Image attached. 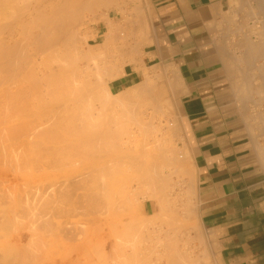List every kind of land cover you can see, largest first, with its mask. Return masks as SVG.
Returning <instances> with one entry per match:
<instances>
[{"label":"rangeland","instance_id":"1","mask_svg":"<svg viewBox=\"0 0 264 264\" xmlns=\"http://www.w3.org/2000/svg\"><path fill=\"white\" fill-rule=\"evenodd\" d=\"M15 1L17 4L23 3L22 1L26 3H29V1L30 3L34 2L33 0H29V1L15 0ZM89 1H95V0H89ZM115 1H116L115 3L112 2L109 5L111 7L102 3L103 5H105L104 6L105 8L107 6L109 7V8L107 7L106 9L102 7L103 5L102 6L99 5L100 7L96 6V8L98 7L96 12H93V9L91 8L92 6H90L89 4L84 5L85 8L81 9L84 12L81 11L82 15L80 16V19L77 21L79 23L78 24L76 23L77 33L79 37L81 36L80 40H83L81 38H83L84 36V41H85V42L83 41V44L79 42L80 40L78 41V44H82L81 50H85V51L89 50L90 53H95L98 55L101 53L102 54L105 53L103 54V56H100L101 58L100 57L99 59L98 57L96 58L97 60H99L98 64L96 63L97 60L89 61L87 70L86 69H85L86 71L84 70L82 80L80 81L85 80L84 83L87 86L86 88L90 89L91 91L90 90L88 91L87 89L86 91L88 93L86 91H82L83 93L81 92L75 93L76 95L79 94L77 97L81 96L82 100L84 99L85 93L86 95L88 94L87 96L85 95L87 102L85 101V99L83 102L80 100L81 103H83V105L80 103L78 106L77 104L79 102L78 100L81 99V97L77 99V101H72L74 99L73 98L74 96L72 97L73 99H71L70 98L71 96H69L68 100L62 99L64 100L62 101L61 98L65 93L59 95L61 94L59 91L63 92L64 89H67L66 83L63 81H65L70 75L72 78V67H70L71 68V72H70L68 71L70 68L67 65V63L70 62L69 58L67 59V57H69V54L67 52L71 50L67 48L68 45L67 47L58 46L61 47V49L60 48L58 49L63 51L62 54H60L61 52L58 49H56V51L59 52H54V53H59L60 56L58 54H55L57 55L56 57L54 56L49 57L50 52L51 53L53 52L52 51L48 52L49 53L48 59L50 58L52 61L54 59H57V57L58 59L59 57L60 59L61 58L63 59L64 58L63 56H66L68 54V56L64 58L67 59L66 60L67 62H65L64 59L61 61L59 60V63L57 61L58 59L56 60L57 62L53 61L55 64L57 63L56 65L60 64L58 66L61 67L62 69L61 73L63 70H65V72L67 73H65L64 71L63 73H65L64 75L67 76L61 75L60 72L58 73L59 77H57L58 76L57 74L55 73L53 74L51 71H55L56 68L60 69L58 66L56 67L55 65L51 66L53 67V69L49 67L48 69L51 70L47 69L48 72H46L47 75L50 74L53 76L57 75L56 77L59 80L62 78L59 83L57 82L58 79L52 76H47L46 78L47 80L50 77V80L48 82L47 80L45 81L42 80L41 82L39 81L40 84H38L39 82L35 81V78L37 79L38 76L39 77L41 76L40 70L41 68H43L41 65H43L45 68L46 63L45 65L39 64L37 66L35 65L34 67L32 66L33 68L32 67L28 68V66H31V64H29L28 62H23L25 63V65L22 63L23 65L20 64L21 65L20 68L17 67L19 72L17 71V73H15L14 71L17 68L16 69L11 68V70L13 69L12 72H14L15 74L13 75V73L10 70L9 73L12 74V77H10L8 75L9 73H7V76L4 77L7 78L10 77L9 79L7 78L6 80L5 78L4 80L0 79V81L3 80L0 82L2 83L0 84V264H50V263L57 264V262L59 261L64 262L65 264H70V263L71 264H118V263L157 264L158 261L165 258L164 255L166 253L171 254L175 251V249L181 250L182 252H183L182 249H184V251H188L187 253H189V256L194 259L196 258L198 262H200L201 264H221L219 261V252L217 246H212V244L208 242L207 234L198 219V214L196 211L194 187L192 188L193 192L188 191L189 188L191 189L190 178L191 176L194 177L195 169L191 161L190 153L185 143L186 135H184L185 132L182 128L183 126H181L180 129H176L175 131L172 129V127L168 126V130L171 128L174 131L173 132L171 129H170L171 131L169 130V132H171L170 135L173 136H170L172 138V140L170 138L172 142L170 140H168V142L172 143V144L170 143V146H173L175 151L177 150L176 155L178 156V154H180V156L184 160L182 166L185 167L187 171H189L186 174L185 173L181 174V172L179 171L175 172L176 170H173L172 169L173 167L168 164L164 165L163 164L164 162L161 160V158L159 156H155L156 154L153 153V152L156 153L158 150L156 151L153 150L149 152L148 150L149 146L148 144L146 145L145 143L151 142L150 139H152L151 138L152 136L151 134H149L150 130L148 131V133L145 134V132L142 133L141 130L139 129L140 128L139 123H141L139 121H141V119L139 120L137 119L140 116L142 117L143 120L144 119L148 120L147 117L151 115L152 118L151 121L154 124H157L158 122L157 120L159 118L163 119L159 111V109L161 108L159 104H161L163 110L166 105L162 102L163 99L162 97L157 98V92L159 93L161 91L164 92L167 91L166 93H168L167 90L169 86L168 83L171 82L175 84L174 78L175 81H177L176 86L177 85L179 86V84H177L179 83V80L178 78H176L178 77V75L176 77L175 76L173 77V75H175L176 70L174 72L173 71L174 69L173 70L171 68L166 69L167 71L171 69L173 74L172 72H170L171 70L169 71L168 74L165 73V70L161 71L160 73H156L157 75L156 76L154 75L151 81V85L152 84L154 85L151 86L150 82L146 83L148 85V86H146V84L144 85L147 87L146 90L144 89L145 87L143 86V89L146 92V93L144 92L145 94L143 92L142 93L140 92L142 91V86L141 88L137 89L140 90V91L136 90L138 92V95L133 96L130 99L131 102L127 101L129 104L131 103L132 105H134L132 109H130L131 108L130 105H129L130 108L127 106L128 103L125 106L120 105L119 107V105H117L115 107L110 108L109 106L104 104V101L103 102L101 101L102 98L100 96L101 95L100 91L96 89H93L92 91V87H91L92 85L90 84V80L94 82L96 72L98 71L99 68H100L99 70H101L102 65H104L107 61L108 62L111 61V59L116 60V64L118 66L120 65L119 68L117 67L118 71L126 63L139 65V61H137V59L136 60L132 59L131 56L133 55L132 53H130L131 50L129 51V49H131L135 45L136 40L142 41L140 42L141 45L139 47V54L143 53L144 47L148 45L145 44L146 42L145 39L149 36V32H150L149 30L150 27L148 25L149 10L147 9L146 2L144 0H122V1L115 0ZM12 3L10 2L8 5L13 7ZM15 4H13L14 7ZM93 5H98V4L94 3ZM88 6L89 8H87ZM115 6L123 8L124 10L127 8L125 11L126 15L120 16L115 10L116 9ZM102 8L103 10H101ZM110 8L112 9L110 15L111 18L107 16V12L111 10ZM1 15L2 14H0V19L3 21V16ZM104 16H106V18H103ZM123 18L126 19V23L124 22ZM127 19L129 20L130 24ZM130 19L132 20L134 19V21ZM138 21H140V23ZM107 22H112L113 26L114 27L116 26L117 35H115L116 36L114 41L115 44H113L114 49L112 48L111 45V48L110 46H108L104 48L103 51L102 49L103 47L101 46L103 45V41H104V32L107 30L106 29ZM136 22L138 23L136 24ZM97 27H100L101 29L99 33L100 36L98 38L96 37V41H94L92 38L94 35H97L96 32L94 31V28ZM117 27H119V29H117ZM140 27L141 30L139 31ZM262 28L264 29V0H261L260 6H258V4L253 6L251 4L247 8L233 11L232 15L228 17L225 26L222 28V30H224L223 33L227 35V39L229 41V46L231 50L229 54L233 53L232 50H235L236 54L240 56L239 58H241L240 62L238 58L237 61L238 66L240 67L245 66V74H246L245 78L249 77L250 75L253 76L252 80L249 77V79L251 80V82L255 87V91H250L253 97H255L256 93H260L261 91H262L261 93L264 96V90H262V88L260 89L257 88L259 84L257 82V79L260 77V81H261L260 84H262L263 81L260 75H264V58H263L264 56L262 55L263 54L262 52H261L262 54L261 53L259 54V52L260 51L264 52V49L262 50L259 49L258 47L257 50L258 49L260 50V51L258 50V53L255 49L260 43V40L262 38L264 40V33H260ZM263 29L262 32L264 31ZM117 30H119L120 32ZM15 32L17 33V30H15ZM119 34H121V37L124 38L121 39L120 37H117L120 36ZM122 34H124L125 36ZM140 35H142V37ZM18 37L19 35L17 33L16 38ZM144 37L146 38L143 39ZM19 40H21L20 37ZM86 41H88L89 43H86ZM250 43L252 46L254 44L257 43L258 44L257 46L254 45L255 48L251 46L254 49H250V47L248 46V44ZM26 49H27L26 51L28 52L30 51L29 46ZM53 50L55 51V49ZM140 50H142V52ZM110 52L112 53V55ZM125 52L127 53V55ZM256 53L258 54L257 56L262 55V57H260L261 59H259V57L257 58ZM243 54H244V61L242 59ZM71 58L72 56H70V59ZM122 58L124 59L121 61ZM48 59H46V61ZM132 60L136 62L134 63ZM52 61H47L46 66H48L49 63ZM61 62L63 63V65L61 64ZM118 62H121V64H119ZM122 62H124V64H122ZM26 63H28L29 65L26 66ZM81 64L83 66V62ZM95 64H97L98 67ZM22 66L23 68H21ZM93 66H95L94 69H92ZM24 67L26 68L25 72H23ZM31 68L33 69V72H31L33 73L32 76L28 70L30 69L31 71L32 70ZM95 68L97 69L96 72L94 71ZM20 69H22L21 72ZM90 69H92L93 71H91ZM258 69L262 71L259 72L260 70ZM118 71L115 73V75L118 73ZM85 72H89L88 79L85 78L87 75ZM21 73L23 74L26 81L25 79H23ZM254 74L256 75L257 79L254 77ZM20 77H22V79ZM64 77L67 78L63 79ZM166 77L168 80L166 79ZM16 78L18 79V81L16 80ZM71 78L69 77V79ZM170 78L173 79V81L169 80ZM230 78L233 79V75L231 72H230ZM20 79L24 86L20 83L21 82L19 81ZM51 79H53V82ZM231 79L230 82L233 81ZM30 80H34V85L33 82L32 85H30L31 84ZM54 80H56V82ZM23 81L25 82L23 83ZM50 81L51 83H49ZM18 82L20 84H18ZM55 83L56 85L57 83L59 86L61 85L60 88L58 87V85L57 86L54 85ZM62 83H65L66 88L64 87V85H62ZM49 84L50 87L53 86L51 89L48 86ZM232 84L233 86H235L234 83ZM27 85L31 86L34 89H31V87H29L30 88L29 89ZM35 85L36 86L38 85L42 93L39 91L37 87L36 88L38 89L39 92L35 90L36 89ZM55 86L58 87V89L56 88L54 91L57 93L59 92V94L55 93L56 96L58 97L61 96V97L58 98V100H56L55 102H52L49 99L50 98L52 99V96L55 95L52 96L51 94L49 95L48 91L50 93L53 92ZM18 87L19 90L21 91L24 90L23 87L29 89V90L25 89L26 92L25 90L23 91L25 92L24 97H26V100L23 97V92L20 93L21 91L20 92L16 91L18 90ZM61 87L64 89H62ZM148 87H150V89ZM259 87L261 86L259 85ZM47 88H49L50 90H48ZM68 89L66 90L67 92L66 94L69 95L71 91ZM178 89L179 87L172 90V96L173 94L175 93L177 94L179 92L176 91ZM33 90L36 91L35 92L36 94L40 93L41 95L40 94L36 95L35 93H33L34 92ZM17 92H19V94H17ZM97 93L99 94L100 97L97 96L98 95ZM20 94H22L23 98L20 97L21 96ZM70 94L72 95L73 93ZM180 94H177L174 97L172 96L170 97V99L172 100L171 102L175 109L174 111L175 116L173 120H175L177 124H179L180 122L177 114V103L178 104L180 103V97H179ZM42 98H44V100ZM69 98L71 99L70 100L71 102L69 101ZM39 99H42L45 102L48 101L49 104L47 102H46L47 104L44 102L42 103V100L39 101ZM92 100L93 102H91ZM19 101L22 104H20ZM97 102H100V104H98ZM237 102L240 103L242 106V102L240 100H237ZM262 102H264V99ZM58 103L63 107L62 106H60L61 108L58 107L59 106ZM101 103L103 104L101 105ZM74 104L76 105L74 106ZM53 105L55 107H53ZM64 105L67 107H65ZM88 105L89 106L91 105L92 107H89ZM259 105L260 103L256 102L255 108L250 107L247 109V112L249 110L251 111V109H254V114H256L255 109L258 112L261 109H263L262 107H259ZM48 106L49 108L50 107L52 108V109L50 108V111L48 110L49 108H47ZM86 106L88 107L86 108ZM100 106L103 107L104 111ZM105 107L109 109H105ZM135 107L136 109L137 107L139 109L136 110ZM53 108H55L54 109L55 113L59 111L58 113L62 117L59 116L58 113L56 114L57 116L52 117L55 115ZM112 108H115L113 109L114 111H112ZM128 108L130 109V112H127L129 111ZM75 109H77L78 111ZM122 109L123 110L125 109V111L127 110L124 113H128V114L124 115ZM133 109L135 113H132L134 112L131 111ZM240 109H242V107ZM70 110L73 111L70 112ZM65 111H67L68 114L70 115L71 113L74 114V116L77 117V119H74L75 117H73V115L70 116ZM75 111L76 113H73ZM78 112L80 115L77 114ZM106 113H108L107 114L108 116L106 115ZM251 113L253 112H250L249 114L251 115ZM38 114H40V116H38ZM121 114L126 116V119H123L124 116L122 117ZM118 115L119 117L117 118L116 116ZM79 116H82L81 118H83L84 116L86 121L85 119H81ZM56 117H58L56 119L57 120L56 123L58 122L59 124H56L54 121ZM106 117H110L107 118L108 121H111L110 119H114L115 122L117 121L119 123L118 126L115 125L117 122L115 123L114 120H112L114 122L113 124L117 127H114L112 124L110 125L109 124L110 122L108 123L106 121L107 120ZM62 118L65 119V121ZM119 118L121 120H119ZM129 119H132V121ZM69 120L72 123H70ZM89 120L90 122H88ZM101 120L104 122H101ZM133 120L135 121V123ZM173 120L171 119V122H173ZM47 121L49 122V124L52 122L51 124H53V126L51 124L49 125ZM82 121L85 122L84 125H82L83 124ZM120 121L122 123H120ZM124 121L126 128H124L125 126L124 127L122 126V124L124 125ZM252 124L255 128H259V127L264 128V123H260V120H258L257 123L255 122ZM39 125H41L42 127ZM109 125L113 126L112 129L108 128L110 127ZM6 126L7 127L10 126L11 128H9V130H6L5 129ZM2 129L3 131L6 130L5 132L7 133H3ZM10 129H12V131ZM122 129L124 131H122ZM110 130H114V131H110ZM138 132L139 133L141 132L140 133L141 137L138 135L139 134ZM164 132H166V130H164ZM254 133L255 135L263 136L262 138L260 137L254 139L256 141V148L257 145H261V146L264 145L263 143L264 129L255 130ZM109 135H111L112 137H110ZM96 136L98 138H96ZM118 142H120L119 145L121 144L119 147L115 145V143L118 144ZM125 144L126 146H128L127 149ZM116 147H118L119 149ZM133 159L135 160L139 159V160L135 161ZM154 159H156L157 161L152 162ZM138 162H140L139 163L140 166L138 165ZM153 164L155 167L156 166L158 167L157 168L158 173L159 172L162 173L163 177L166 176L165 177L166 180L165 178H162L164 179L163 184H157V182L162 180L157 181L159 179V176L158 177L156 176L158 173L156 171L152 170L151 172L149 170L151 165L154 169ZM136 169L144 177H142V175H139ZM146 170L148 171V174L151 176V180L153 181L154 179L153 182L154 184L155 183L157 184L156 186L158 185L163 186L162 192L160 190L162 188L159 187H157L158 190H160L159 192L158 190L154 192V190L157 188L150 189V187L152 188L154 186L151 185L152 181L151 182L147 181L148 175L146 174L147 172ZM172 170L174 171L173 173H177V175L175 174L176 176L171 175ZM140 171L141 172L146 171V172H144L143 174ZM149 171L152 174H150ZM154 172H156L157 174H155ZM145 175L147 176L145 177ZM167 175L168 176L170 175V177L167 178ZM137 176H141L142 178ZM150 176H149V180H150ZM136 178H138V180ZM174 179L176 180L174 181ZM142 180L144 182H142ZM164 185L167 186V189L165 188ZM110 190L114 192H111ZM110 192L113 194L112 196L109 194ZM159 194H161V196ZM159 196L163 198H160ZM165 196L166 198H164ZM155 197L157 200L155 199ZM161 199H164L165 201ZM135 201L137 203H135ZM150 202L154 203V205H149ZM158 202L161 203L158 204ZM144 203H147L148 207H144L145 209L143 208L141 210H138L139 208L142 207L141 205H143ZM155 203L157 204L155 205ZM157 205L159 206L157 207ZM160 206L162 208H160ZM158 209H160L162 212L158 213V211H160ZM173 210L174 212L176 211L175 215L173 213ZM187 212L189 215L185 214ZM179 213H181L180 215L183 214L185 216H183L182 218H180L181 216L179 218L176 217L175 218L176 221H175L173 219V216H176V214L177 216H179ZM160 214H164L163 217L162 215L160 216ZM184 218L185 220L187 218L189 219L187 220L188 221L187 225L185 223L186 221L184 220ZM177 219H180V221ZM181 220L185 224L181 223ZM57 221H60L59 224L61 226L58 225ZM174 222L178 224L177 227L176 224H174ZM171 224H173L172 227ZM91 240H94L93 241L95 242L94 245H92L93 242L92 243L89 242ZM30 242H32V244ZM88 242L91 245H89ZM20 244H22V246H19ZM36 244L39 245L37 246ZM93 248L96 251L95 254ZM32 249H34L35 252ZM138 249H140L139 250L140 252L138 251ZM91 251L93 252V254ZM15 252L16 254L18 253L17 255L18 256L20 255L21 257L20 256L17 258L14 257ZM85 252L88 253V255H86ZM32 253L34 255H32ZM121 254L125 256V260H123V256ZM135 254L136 256H134ZM117 255L119 257H116ZM137 255L139 258H137ZM19 258L22 263L19 262L20 261ZM22 258L23 260L25 258L24 260L25 262L22 260ZM119 258H122V260Z\"/></svg>","mask_w":264,"mask_h":264},{"label":"crops","instance_id":"2","mask_svg":"<svg viewBox=\"0 0 264 264\" xmlns=\"http://www.w3.org/2000/svg\"><path fill=\"white\" fill-rule=\"evenodd\" d=\"M144 1L152 43L144 47L140 65L120 68L111 87L122 91L139 84L145 69L178 71L183 93L177 114L195 169L196 211L208 242L217 246L221 264H264V145L256 148L254 140L263 137L255 130L264 128L252 124L264 123V96L250 93L255 87L242 76L240 56L235 50L229 54L222 30L233 11L260 6L261 0ZM94 31L99 37L100 27ZM257 88L264 90V84ZM256 102L263 109H255L256 114L251 109L250 115L247 109Z\"/></svg>","mask_w":264,"mask_h":264},{"label":"bare ground","instance_id":"3","mask_svg":"<svg viewBox=\"0 0 264 264\" xmlns=\"http://www.w3.org/2000/svg\"><path fill=\"white\" fill-rule=\"evenodd\" d=\"M22 1V0H21ZM26 1H29V0H26ZM34 2L31 4L30 3V1H29V3H26V2H24V1H22L23 3H16V1L14 0V1H12V0H0V14H2L1 16H3V21L0 19V79H3L4 80V78H5V80H6V78L7 77H4V76H7V73H9V71L11 70V68H13V69H16L17 67L18 68H20V64H22L23 62H28L29 64H31V66H28L29 64L28 63H26V66H28V68H30V67H34L35 65L37 66V65H39V64H44L45 65V63H46V65H47V61H52L50 58V60L48 59V52L49 51H52L53 53H51L50 52V54H49V57H51V56H54V57H56L57 55H55V54H58L59 56H60V54H62V52L63 51H61L60 49H61V47H58V46H63V47H67V45H68V49L70 50V51H68V49H67V53L69 54V57H67L68 56V54L66 55V53H65V55L66 56H63L64 58L65 57H67V59L69 58V60H70V62H68L67 63V65H68V67L70 68V67H72V78H71V75L69 76L71 79H69V77L66 79L65 77L63 78V79H66L67 80V82H66V80L65 81H63V82H65L66 83V86H67V89L68 90H70L71 92L70 93H73L72 95L69 93V95L68 94H66L67 92H66V90L67 89H64V88H62V89H64L63 90V92L62 91H59L61 94H59V92L57 93V92H55L54 90L57 88L58 89V87L60 88V86L58 85V83L60 82V80L62 79H58L57 77H59V75H58V73L60 72V74L61 75H64L65 73H67V72H65V70H63L65 73H63V71H62V73H61V67H59L58 65H60V64H58V65H56L54 62H57L58 61V63H59V60L61 61V60H63L62 58L60 59V57H59V59H58V57H57V59H54L52 62H50V63H52V64H50L49 63V65L48 66H46L45 65V68H44V66L43 65H41L43 68H41V76L39 77L38 76V78L36 79L35 78V81H42V80H47L46 78H47V76H52V77H56L57 75V79H58V83H57V85H58V87H56L57 85H56V83L54 84V85H56L55 86V88L53 89V92H49L48 90H50L53 86H51L50 87V84L48 85L49 87H50V89L49 88H47L48 90V93H49V95L51 94V96L52 95H55V96H52V99L50 98L49 100L50 101H52V102H55L56 100H58V98H60L61 96H56V94L55 93H57V94H59V95H62L63 93H65L64 95H63V97L61 98V100L62 99H67L68 100V97L69 96H71L70 98L71 99H73L72 101H77V99H79L80 97H77L79 94H75V93H79V92H81V93H83L82 91H86L88 88H86L87 86L85 85V83H84V79L85 78H89L88 77V73L89 72H85L87 75H86V77L83 79L84 81H80V80H82V77H83V73H84V70L86 69L87 70V68H88V64H89V61H96L97 59V57H98V59H99V57L100 56H103V54H105V53H101V54H95V53H90V51L88 50H81V45L83 44V41H84V34L82 35L83 36V38H81V39H83V40H80V37H79V35H78V33H77V26H76V23L78 24L79 22H77L79 19H80V16L82 15L81 14V11H83V10H81L82 8L84 9L85 7H84V5H90V6H92L91 8L93 9V12H96V10L98 9V7H100L99 5H103V4H106V5H110L112 2H116L115 0H95V1H89V0H33ZM118 1V0H117ZM120 1H122V0H120ZM12 3V6L13 7H11L10 5H8L9 3ZM17 4V6H16V4ZM98 4V5H93V4ZM103 3V4H102ZM124 3H126V2H124ZM13 4H15V7H14V5ZM92 4V5H91ZM117 4V3H116ZM121 4H123V3H121ZM119 5V4H118ZM117 5V6H118ZM96 6H98L97 8H96ZM105 5H103L102 7H104ZM107 6V7H108ZM93 7H95V8H93ZM106 7V8H107ZM109 7H111V6H109ZM108 7V8H109ZM87 8H89V6L87 7ZM105 7H104V9H106ZM115 10L117 11V13L120 15V16H124V15H126L125 14V11H126V9L124 10L123 8H120V7H116L115 6ZM94 9H95V11H94ZM111 9V8H110ZM88 10V9H87ZM101 10H103V8L101 9ZM11 11V12H10ZM92 11V10H91ZM84 12V11H83ZM92 12V13H93ZM106 12V11H105ZM111 12H112V9L110 10V11H108L107 12V16L108 17H110L111 18ZM10 13V14H9ZM127 13V12H126ZM129 13V12H128ZM94 14V13H93ZM103 15H105V14H103ZM84 16V15H83ZM102 17V16H101ZM129 17V16H128ZM83 18V17H82ZM103 18H106V16H104ZM122 18V17H121ZM132 18V17H131ZM120 19V18H119ZM123 20H124V22L126 23V19L125 18H123ZM128 20V19H127ZM130 20H132V19H130ZM137 20V19H136ZM109 21H112V20H109ZM132 21H134V19L132 20ZM128 22H129V20H128ZM139 23H140V21H138ZM138 22H136V24L138 23ZM106 23V22H105ZM129 24H130V22H129ZM132 25V24H131ZM139 27V26H138ZM142 27V26H141ZM141 27H140V29H139V31L141 30ZM107 30L104 32V41H103V45L101 46V47H103L102 49H103V51H104V48H106V47H108V46H110V48H111V45H112V48H113V44H115L114 43V41H115V35H117V32H116V26L114 27L113 26V23L112 22H107V28H106ZM117 29H119V27H117ZM263 29V28H262ZM262 29H261V32L260 33H264V31L262 32ZM15 30H17V33H18V35H19V37L21 38V40H19V37L18 38H16L17 37V33L15 32ZM123 30V29H122ZM125 30V29H124ZM264 30V29H263ZM117 31H119V30H117ZM249 31V30H248ZM253 31V30H252ZM120 32V31H119ZM123 32V31H122ZM137 32V31H136ZM250 32V31H249ZM79 33H80V31H79ZM116 33V34H115ZM125 33H126V31H125ZM135 34V33H134ZM145 34V33H144ZM148 34V33H147ZM252 34V33H251ZM120 36H117V37H120L121 39L122 38H124V37H121V34H119ZM122 35H124V34H122ZM136 35V34H135ZM125 36V35H124ZM141 37H142V35H140ZM145 36V35H144ZM96 35H94L93 36V40L94 41H96ZM262 37V36H261ZM98 38V37H97ZM146 37H144L143 39H145ZM151 38V37H150ZM150 38H149V36L145 39L146 40V42H145V44H151L152 43V39H151V41H150ZM126 39V38H125ZM80 40V41H79ZM263 40V38L260 40V45H261V48H260V45L258 44V46H257V44H254L255 46H257L256 48L254 47V45L252 46L251 45V43L250 44H248V46L250 47V49H256V51H257V53H258V50L259 49H264V47H262V46H264V43H262V42H264V40ZM78 41L80 42V43H82V44H78ZM82 41V42H81ZM135 41V40H134ZM85 42V41H84ZM140 42H142V41H139V40H136V43H135V45L131 48V49H129V51H130V53H132V55L133 56H131L132 57V59H134V60H136L137 59V61H139V65L142 63V57H141V54H143V53H141V54H139V47H140ZM86 43H89L88 41H86ZM87 45V44H86ZM97 45V44H96ZM30 47V51L28 52V51H26L27 49V47ZM91 46V45H90ZM254 47V48H252V47ZM88 47V46H87ZM87 47H86V49H87ZM97 47H100V46H97ZM128 47V46H127ZM259 47V49L257 50V48ZM52 48V49H51ZM58 48H60V49H58ZM95 48H96V46H95ZM51 49V50H50ZM53 49H55V51L53 50ZM56 49H58V50H60V54L59 53H54V52H59V51H56ZM89 49V48H88ZM109 49V48H108ZM114 49V48H113ZM113 49H112V51H113ZM62 50H63V48H62ZM106 50V49H105ZM111 51V52H112ZM141 52H142V50H140ZM260 51V50H259ZM110 52V53H111ZM263 54H262V53ZM109 53V54H110ZM126 53V52H125ZM256 53V56L258 55ZM262 54L263 56H264V52L263 51H260L259 52V54ZM53 54V55H52ZM111 55H112V53H111ZM126 55H127V53H126ZM131 55V54H130ZM262 55L260 56H257V58L259 57V59H261L260 57H262ZM62 56V55H61ZM70 56H72V58L70 59ZM105 57H107V56H105ZM130 57V56H129ZM101 58V57H100ZM125 58V57H124ZM124 58H122L121 59V61L124 59ZM264 58V57H263ZM40 61H39V60ZM46 59H48L47 61H46ZM67 59H64L65 60V62H67L66 60ZM116 59V58H115ZM128 59V58H127ZM130 59V58H129ZM57 60V61H56ZM134 60H132L133 62H134ZM263 60V59H262ZM261 60V61H262ZM102 61V60H101ZM130 61V60H129ZM63 62V61H62ZM61 62V64L63 65V63ZM83 62V66H82V63ZM98 62H99V60H97L96 61V63L98 64ZM136 62V61H135ZM134 62V63H135ZM93 63V62H92ZM95 63V62H94ZM104 63H105V61H104ZM103 63V64H104ZM119 64H121V62H118ZM24 65H25V63H23ZM22 64V65H23ZM66 64V63H65ZM81 64V65H80ZM97 64H95L97 67H98V65ZM122 64H124V62H122ZM138 64V63H137ZM52 65H55L56 67L58 66L60 69H58V68H56V70H58V71H56L55 69V71H51L53 74L55 73V74H57V75H47V73L46 72H48V70H51V69H53V67H51ZM70 65H72V66H70ZM263 65V64H262ZM120 66V65H119ZM119 66L116 64V60H114V59H111V61H107L104 65H102V67H101V70H99L98 69V71H97V67L95 68V72H96V75H95V79H94V82L93 81H91L90 80V84L92 85L91 87H92V91H93V89H96V90H98V91H100L101 92V98H99V99H101V101L103 102L104 101V104L105 105H107V106H109L110 108L111 107H115V106H117V105H119V107H120V105L121 106H125V105H127V101H129V102H131V98L133 97V96H136V95H138V92L137 91H140V90H137V89H139V88H141V86H142V91H140L141 93L143 92H145V90H146V86H148L146 83H149L150 82V85H151V81H152V78H153V76L155 75H157L156 73H160L161 71H163V70H165V73H169V71L171 70H166V69H168V68H170L169 66H167V68L166 69H159L158 71H156L155 70V67L152 69V70H147V69H145V71H144V73L142 74V76H143V80L141 81V83L139 82V84H137V85H135L134 84V86H132V87H130V88H128V89H125V90H122V91H115L114 89H112V87H113V85H112V87H111V80L114 78V75H115V73L118 71V69H117V67L119 68ZM122 66V65H121ZM143 66V65H142ZM32 67V68H33ZM49 67H51V69H48ZM67 67V66H66ZM65 67V68H66ZM94 67L95 66H93L92 67V69H94ZM18 68L14 71L15 73H17V71L19 72V70H18ZM21 68H23V66L21 67ZM31 68V69H32ZM39 68H40V66H39ZM172 68V67H171ZM12 69V70H13ZM26 68L24 67V71L23 72H25L26 70H25ZM45 69V70H44ZM48 69V70H47ZM92 69H90L91 71H93ZM135 69V68H134ZM156 69H158L157 67H156ZM173 69H174V67H173ZM172 69V70H173ZM12 70H11V72H12ZM21 70L22 69H20V72H21ZM29 70V72L31 73V72H33V69L30 71V69H28ZM27 70V71H28ZM38 70V69H37ZM60 70V71H59ZM85 70V71H86ZM89 70V71H90ZM172 70L170 71V72H172ZM258 70H260V69H258ZM39 71V72H40ZM68 71H70L71 72V68L68 70ZM174 72H175V69L173 70ZM262 70H260L259 72H261ZM14 72H12L13 73V75L15 74ZM22 72V73H23ZM50 72V71H49ZM21 73V74H22ZM35 73V72H34ZM69 73V72H68ZM18 74H20V73H18ZM32 74L33 73H31V76H32ZM71 74V73H70ZM118 74V73H117ZM171 74V73H170ZM172 74H173V72H172ZM262 74V73H261ZM10 77H12V74L11 73H9L8 74ZM17 75V74H16ZM34 75H36V74H34ZM34 75H33V77H34ZM85 75V74H84ZM178 75V71H177V74H176V72H175V75H173V77L175 76H177ZM8 76V77H9ZM22 76H23V74H22ZM64 76H67V75H64ZM243 76V78L245 77V75H242ZM241 76V77H242ZM249 76V75H248ZM261 77H262V80L264 81V75H260ZM9 77V78H10ZM13 77H15V76H13ZM18 77H19V75H18ZM62 77V76H61ZM178 77H180L179 75H178ZM178 77H176V78H178ZM237 77H239V76H237ZM241 77H239V79L241 80L242 78ZM250 78H251V80H252V78H253V76L252 75H250L249 76ZM249 77H246L245 79V81L248 83V82H250L251 83V80L249 79ZM254 77L257 79V77H256V75L254 74ZM258 77H259V74H258ZM9 78H7V79H9ZM21 79H22V77H20ZM55 78V79H56ZM81 78V79H80ZM158 78H159V76H158ZM21 79L19 80V81H21ZM23 79H25L24 78V76H23ZM30 79V78H29ZM28 79V80H29ZM32 79H34V78H32ZM54 79V78H53ZM53 79H51L52 80V82H53ZM166 79H167V77H166ZM180 79V78H179ZM178 79V80H179ZM259 79V80H258ZM257 79V82L258 83H261V81H260V77ZM3 80H1V81H3ZM12 80V79H11ZM15 80V79H14ZM16 80L18 81V79L16 78ZM50 80V77H49V79L47 80V82ZM168 80V79H167ZM169 80H171V81H173V79H169ZM243 80V79H242ZM255 80V79H254ZM253 80V81H254ZM0 81V82H1ZM25 81H26V79H25ZM25 81H23V83L25 82ZM31 81V84L30 85H32V82H33V85H34V80H30ZM29 81V82H30ZM55 82H56V80H54ZM88 81V80H87ZM237 81H238V79H237ZM260 81V82H259ZM262 81V84L264 83ZM8 82H10V81H8ZM40 82L38 83V84H40ZM46 82V83H47ZM62 82V81H61ZM92 82V83H91ZM169 82V81H168ZM176 82L177 81H175V78H174V83L175 84H173V83H171V82H169L168 83V88H167V90H168V93H166V92H164V91H161V92H157V98H160V97H162L163 99H162V102L166 105L165 107L167 108H165L164 107V110H163V108H162V106H161V104H159V106L161 107L160 109H159V111H160V113H161V116H162V118L163 119H161V118H159L157 121V124H154V123H152V121H151V115L150 116H148L147 117V119L148 120H143L142 119V117L140 116V117H138V119L137 120H139V119H141V121H139V122H141V123H139L140 124V130H141V132L143 133V132H145V134L146 133H148V131L150 130V133L149 134H151V138L152 139H150L151 140V142H149V143H145L146 145L148 144V150H149V152L150 151H156V150H158L156 153L155 152H153L154 154H156L155 156H159L160 158H161V160L164 162L163 164L164 165H170V166H172L173 168V170H176L175 172H177V171H179V172H181V174H186L187 172H189V171H187V169L185 168V167H183L182 166V164L184 163V160L182 159V157L180 156V154H178V156L176 155V151L174 150V148H173V146H170V143L172 142L171 140H172V138L170 137V136H173V135H170L171 134V132H169V130L171 129H169L168 130V126H170V127H172V129L175 131L176 129H180L181 128V126H183L184 127V125H182L180 122H179V124H177V122L175 121V120H173V118H174V111H175V109H174V106H173V104H172V100L170 99V97L172 96V90H174L175 88H178L179 86L177 85L176 86ZM255 82V81H254ZM21 84H22V81L20 82ZM19 82H18V84H20ZM45 83V82H44ZM49 83H51V81L49 82ZM65 83H62V85H64V87H65ZM81 83H83V84H81ZM87 83V82H86ZM0 84H2V83H0ZM17 84V83H16ZM48 84V83H47ZM61 84V83H60ZM68 84V85H67ZM146 84V86H144ZM177 84H179V83H177ZM23 85V84H22ZM29 85V84H28ZM27 85V87L29 88V87H31V86H28ZM52 85H53V83H52ZM88 85H89V82H88ZM152 85H154V84H152ZM151 85V86H152ZM175 85V86H174ZM181 85V84H180ZM18 86V85H17ZM20 86V85H19ZM24 86V85H23ZM46 86V85H45ZM69 86V87H68ZM143 86L145 87L144 89H143ZM182 86V85H181ZM26 87V86H25ZM25 87H23V89L25 90L26 88ZM38 88L39 89V91H40V88L38 87V85L36 86L35 85V88ZM42 87V86H41ZM183 87V86H182ZM35 89V90H37L38 91V89ZM66 88V87H65ZM149 89H150V87H148ZM22 89V90H23ZM30 89V88H29ZM29 89H26V90H29ZM31 89H34V88H32L31 87ZM61 89V90H62ZM180 89V88H179ZM23 90V91H24ZM26 90H25V92H26ZM90 89H88V91H89ZM137 90V91H136ZM144 90V91H143ZM163 90V89H162ZM182 90V89H181ZM16 91H21V90H19V87H18V90H16ZM23 91H21L20 93H22ZM34 91V90H33ZM38 91V92H39ZM46 91V92H47ZM65 91V92H64ZM91 91V90H90ZM149 91H151V90H149ZM176 91H178V90H176ZM183 91V90H182ZM182 91H179L177 94H179L180 92H182ZM19 92H17V94H19ZM25 92H23V97H24V93ZM36 91H34L33 93H35ZM41 92V91H40ZM45 92V93H46ZM87 92V91H86ZM139 92V93H140ZM147 92H148V90H147ZM42 93V92H41ZM48 93H47V95H48ZM81 93H80V95H81ZM88 93V92H87ZM89 93H91V92H89ZM94 93V92H93ZM99 93V92H98ZM97 93V94H98ZM146 93V92H145ZM144 93V94H145ZM175 93V92H174ZM183 93V92H182ZM5 94V93H4ZM36 94V93H35ZM38 94H40V93H38ZM38 94H36V95H38ZM96 94V95H97ZM100 94V93H99ZM99 94L97 95L98 97H100L99 96ZM176 93L175 94H173V96L172 97H174L175 95H177ZM21 96V98H23L22 97V94H20ZM41 95V94H40ZM43 95V94H42ZM85 95H86V93H85ZM84 95V99H85V101H86V96L88 95H86L85 96ZM90 95V94H89ZM96 95H95V97H96ZM140 95H142V94H140ZM67 96V97H66ZM74 96V97H73ZM92 96V95H91ZM50 97V96H49ZM73 97V98H72ZM93 97H94V95H93ZM156 97V96H155ZM25 98V100H26V97H24ZM29 98V97H28ZM69 98V101L71 100ZM43 100H44V98H42ZM42 99H39V101L40 100H42ZM84 99L82 100V97H81V99H79L78 101V103L77 102H75V103H77L78 104V106H79V104L81 103V101L83 102L84 101ZM89 99H90V97H89ZM93 99H95V98H93ZM36 100V99H35ZM42 100V103L44 102V103H48V101H43ZM48 100V99H47ZM81 100V101H80ZM139 100V99H138ZM159 100V99H158ZM157 100V101H158ZM175 100V99H174ZM60 101V100H59ZM62 101H64V100H62ZM68 101V102H69ZM96 101V100H95ZM100 101V102H101ZM134 101H135V99H134ZM137 101V100H136ZM161 101V100H160ZM71 102V101H70ZM87 102V101H86ZM91 102H93V100L91 101ZM90 102V103H91ZM100 102H97L98 104H100ZM133 102V101H132ZM18 103V102H17ZM19 103L20 104H22L20 101H19ZM18 103V104H19ZM42 103H41V105H42ZM46 103V104H47ZM59 103H61V102H59ZM59 103H58V105H59ZM65 103V102H64ZM64 103H62V104H64ZM74 103V102H73ZM89 103V102H88ZM96 103V104H97ZM145 103V102H144ZM175 103V102H174ZM17 104V105H18ZM49 104V103H48ZM82 105H83V103H81ZM94 104V103H93ZM103 103H101V105H102ZM147 104V103H146ZM24 105V104H23ZM40 105V106H41ZM45 105V104H44ZM55 105H57V104H55ZM68 105V104H67ZM76 104H74V106H75ZM87 105V104H86ZM95 105V104H94ZM129 105H130V107H129ZM21 106V105H20ZM19 106V107H20ZM60 106H62V105H59L58 107H60ZM65 106V105H64ZM74 106H73V109H74ZM85 106V105H84ZM89 106V105H88ZM88 106H86V108L88 107ZM130 109H132L133 108V106L134 105H132L131 103L129 104L128 103V105H127ZM126 106V107H127ZM138 106V105H137ZM22 107V106H21ZM46 107V106H45ZM53 107H55L54 105H53ZM63 107V106H62ZM65 107H67V106H65ZM64 107V108H65ZM71 107V106H70ZM89 107H92L91 105L89 106ZM97 107V106H96ZM100 107H102V106H100ZM99 107V108H100ZM125 107V108H126ZM140 107V106H139ZM47 108H49V106L47 107ZM46 108V109H47ZM51 108V107H50ZM50 108L48 109L49 111H50ZM57 108V107H56ZM61 108V107H60ZM76 108H77V106H76ZM81 108H82V106H81ZM128 108V110L129 111H127V112H130V109ZM41 109H42V107H41ZM44 109V108H43ZM52 109V108H51ZM54 109L55 108H53V111H54ZM70 109H72V108H70ZM79 109V108H78ZM84 109V108H83ZM90 109V108H89ZM93 109V108H92ZM105 109H109V108H106L105 107ZM113 109H115V108H112V111H114ZM127 109V108H126ZM135 109H136V107H135ZM137 109H139L138 107H137ZM136 109V110H137ZM47 110V111H48ZM60 110V109H59ZM66 110V109H65ZM75 110H77V109H75ZM80 110V109H79ZM102 110H103V107H102ZM119 110H121V109H119ZM48 111V112H49ZM52 111V110H51ZM61 111V110H60ZM68 111V110H67ZM67 111H65L67 114H68V112ZM73 111V110H72ZM71 110H70V112H72ZM78 111V110H77ZM84 111V110H83ZM104 111V110H103ZM111 111V112H112ZM122 111H123V114L125 115H127L128 113H124V112H126L125 111V109L123 110L122 109ZM131 111H134V109L133 110H131ZM39 112H41V111H39ZM56 112H57V110H56ZM59 112V111H58ZM57 112V113H58ZM63 112V111H62ZM61 112V113H62ZM64 112V113H65ZM89 112V111H88ZM91 112V111H90ZM111 112H110V114H111ZM137 112V111H136ZM54 113H55V111H54ZM53 113V114H54ZM57 113H55V115L54 116H52V117H55V116H57L56 114ZM63 113V114H64ZM73 113H76V111L75 112H73ZM83 113V112H82ZM81 113V114H82ZM102 113V112H101ZM100 113V114H101ZM113 113V112H112ZM117 113V112H116ZM132 113H135V111L134 112H132ZM132 113H129V114H132ZM42 114V113H41ZM44 114V113H43ZM52 114V115H53ZM66 114V115H67ZM78 115H80L79 114V112L77 113ZM91 114V113H90ZM104 114V113H103ZM108 113H106V115H107ZM109 114V115H110ZM123 114H121V116L123 117L124 115ZM45 115V114H44ZM58 115L59 116H61L59 113H58ZM65 115V116H66ZM68 115H70V114H68ZM71 115H73V117H75L74 116V114H72L71 113ZM70 115V116H71ZM87 115V114H86ZM102 115V114H101ZM105 115V116H106ZM134 115V114H133ZM137 115V114H136ZM178 115H179V113H178ZM38 116H40V114H38ZM37 116V117H38ZM47 116V115H46ZM64 116V117H65ZM69 116V117H70ZM104 116V115H103ZM108 116V115H107ZM139 116V115H138ZM147 116V115H146ZM62 117V116H61ZM69 117H68V119H69ZM80 118L82 117V116H79ZM112 117H115V116H112ZM111 117V118H112ZM117 118L119 117V115L118 116H116ZM135 117V116H134ZM145 117V116H144ZM58 117H56L55 118V123H56V119H57ZM60 118V117H59ZM67 118V117H66ZM107 118H110V117H106V119ZM116 118V119H117ZM121 118V117H120ZM119 118V120H121ZM133 118V117H132ZM169 118H171L172 120H173V122H171V119H169ZM54 119V118H53ZM63 119V118H62ZM73 119V118H72ZM74 119H77V117H75ZM73 119V120H74ZM81 119H85L84 118V116H83V118H81ZM123 119H126V116H124V118ZM135 119V118H134ZM180 119V118H179ZM35 120H36V118H35ZM50 120V119H49ZM52 120V119H51ZM64 121H65V119H63ZM71 120V119H70ZM70 120H69V122H70ZM91 120V119H90ZM90 120L88 121V122H90ZM99 120V119H98ZM103 120V119H102ZM101 120V122H104V121H102ZM111 121L112 120H114V119H110ZM129 120H131L132 121V119H129ZM42 121V120H41ZM53 121V120H52ZM53 121V122H54ZM64 121H63V123H64ZM85 121H86V119H85ZM93 121V120H92ZM110 125L112 124L114 127H117L118 126V122L116 123L115 122V120H114V122L116 123L115 125H117V126H115L113 123V121L111 122V121H108V119L106 120ZM123 121V120H122ZM128 121V120H127ZM134 121V120H133ZM164 121V122H163ZM36 122H38V121H36ZM48 122V121H47ZM51 122V121H50ZM83 122V121H82ZM81 122V123H82ZM96 122V121H95ZM95 122H93V123H95ZM100 122V123H101ZM164 124H163V123ZM176 122V123H175ZM40 123V122H39ZM38 123V124H39ZM52 123V122H51ZM50 123V124H51ZM62 123V124H63ZM68 123V122H67ZM70 123H72V122H70ZM84 123L85 122H83V124L82 125H84ZM97 123V122H96ZM120 123H122L121 121H120ZM134 123H135V121H134ZM174 123V124H173ZM37 124V125H38ZM48 124H49V122H48ZM47 124V125H48ZM49 124V125H50ZM56 124H59L58 122L56 123ZM61 124V123H60ZM69 124V123H68ZM102 124V123H101ZM133 124V123H132ZM176 124V125H175ZM42 125V124H41ZM41 125H39V126H41ZM44 125H46V124H44ZM52 126H53V124H51ZM65 125V124H64ZM103 125H105V124H103ZM108 125V124H107ZM109 125V126H110ZM76 126V125H75ZM113 126H110V127H108L109 129L111 128L112 129V127ZM119 126H121V125H119ZM122 126L124 127L125 126V121H124V125L122 124ZM174 126V127H173ZM42 127V126H41ZM45 127V126H44ZM55 127V126H54ZM128 127V126H127ZM182 127V128H183ZM8 128V129H7ZM9 128H11L10 126L9 127H7L6 126V130H9ZM99 128V127H98ZM104 128V127H103ZM120 128V127H119ZM118 128V129H119ZM124 128H126V126L124 127ZM4 129V128H3ZM3 129H2V131H3ZM101 129V128H100ZM108 129V130H109ZM113 129H115V128H113ZM166 130V132H164V130ZM171 129V130H172ZM5 130V131H6ZM11 131H12V129H10ZM102 130V129H101ZM105 130V129H104ZM139 130V131H140ZM152 130V131H151ZM163 130V131H162ZM170 130V131H171ZM172 130V131H173ZM184 130V129H183ZM5 131H3V133H7V132H5ZM110 131H114V130H110ZM117 131H119V130H117ZM121 131V130H120ZM122 131H124L123 129H122ZM173 131V132H174ZM86 132V131H85ZM104 132V131H103ZM140 132V133H141ZM152 132V133H151ZM154 132V133H153ZM139 133V132H138ZM140 133L138 134L139 136H140ZM173 134V133H172ZM148 135V134H147ZM184 135H185V133H184ZM98 136V135H97ZM96 136V138H98ZM110 137H112L111 135H109ZM127 136H130V135H127ZM93 137V136H92ZM100 137V136H99ZM132 137V136H131ZM135 137V136H134ZM133 137V138H134ZM141 137V136H140ZM182 137H183V135H182ZM87 138V137H86ZM127 138V137H126ZM170 138H171V140H170ZM129 139V138H128ZM143 139H144V137H143ZM91 140V139H90ZM168 140H170L171 142L169 143L168 142ZM128 141V140H127ZM125 142V141H124ZM119 143L120 142H118V144L117 143H115V145H117L118 147L121 145H119ZM128 143V142H127ZM174 143V142H173ZM172 144V143H171ZM125 146H126V144H125ZM141 146H142V143H141ZM118 147H116V148H118ZM127 147L128 146H126V149H127ZM178 147V146H177ZM119 149V148H118ZM179 149V148H178ZM143 152V151H142ZM179 152V151H178ZM181 153V152H180ZM147 155H148V153H147ZM263 156L264 155H262V158H263ZM133 160H135V159H133ZM139 159H136L135 161H138ZM134 161V162H135ZM144 161V160H143ZM154 161H157L156 159H154L152 162H154ZM133 162V163H134ZM140 162H142V161H140ZM140 162H138V165L140 166ZM137 163V162H136ZM161 163V162H160ZM141 164H143V163H141ZM148 164V163H147ZM152 164V163H151ZM149 165H150V163H149ZM136 166H137V164H136ZM153 166H154V164H153ZM161 166H163V165H161ZM165 167V166H164ZM169 167V166H168ZM149 168V167H148ZM158 167L156 166H154V169H153V167H152V165H151V167L149 168V170L152 172V170L153 171H156L157 173H158V169H157ZM160 168V167H159ZM167 168V167H166ZM162 169V168H161ZM141 170V169H140ZM171 171V175H177V173H173L174 171ZM136 171L138 172V170L136 169ZM147 171V170H146ZM146 171H140L141 173H143L144 174V172H146ZM149 171V172H150ZM150 172V174H152ZM156 172H154L155 174H157ZM178 172V173H179ZM139 173V172H138ZM153 173V174H154ZM146 174L148 175H145V177L147 176L148 177V180L147 181H152L151 180V176L148 174V171L146 172ZM139 175H142V174H140L139 173ZM175 175V176H176ZM149 176H150V180H149ZM153 176H155V175H153ZM157 177L159 176V179L157 180V181H159V180H162V181H159V182H162V183H159V182H157L156 180V182H157V184H163V180L164 179H162V178H165L166 176H164L163 177V175H162V173H158L157 175H156ZM137 177H141V176H137ZM142 177H144L143 175H142ZM141 177V178H142ZM168 177H170V175L168 176L167 175V178ZM141 178H139V179H141ZM156 178V177H155ZM176 178V177H175ZM137 180H138V178H136ZM153 179V178H152ZM157 179V178H156ZM191 180H190V185H191V189L189 190L188 189V191H192V188L194 187V189H195V175H194V177L193 176H191V178H190ZM144 180V179H143ZM142 180V182H144ZM165 180H166V178H165ZM176 179H174V181H175ZM153 181H154V179H153ZM152 181V184L151 185H153L154 187H150V189H153V188H157V187H159V188H162V189H160L161 190V192L163 191V186H156L157 184L155 183L154 184V182ZM167 181H168V179H167ZM173 181V182H174ZM147 183V182H146ZM177 183V182H176ZM167 184V183H166ZM150 185V184H149ZM150 185V186H151ZM189 185V186H190ZM156 186V187H155ZM165 186V188L167 189V186L166 185H164ZM174 186V185H173ZM188 186V187H189ZM166 189H164V190H166ZM172 189H174V188H172ZM193 189V190H194ZM114 190V189H113ZM156 190H158V188L157 189H155L154 190V192L156 191ZM160 190H158V192L160 191ZM107 191V190H106ZM111 192H114V191H112V190H110ZM118 191V190H117ZM171 191V190H170ZM109 192V191H108ZM109 193L111 196L113 195L112 193ZM166 192V191H165ZM164 192V193H165ZM193 192V191H192ZM186 193V192H185ZM191 193V192H190ZM115 194V193H114ZM162 194V193H161ZM161 194H159L160 196H161ZM187 194V193H186ZM118 195V194H117ZM153 196V195H152ZM159 196V197H160ZM157 197V196H156ZM156 197H155V199H156ZM113 198V197H112ZM160 198H163V197H160ZM164 198H166V196L164 197ZM173 199V198H172ZM111 200V199H110ZM109 200V201H110ZM157 200V199H156ZM158 200H160V199H158ZM161 200H163V201H165L164 199H161ZM137 201V200H136ZM135 201V203H137ZM111 202V201H110ZM156 202V201H155ZM168 202V201H167ZM166 202V203H167ZM112 203V202H111ZM114 203V202H113ZM161 203V202H160ZM159 202H158V204H160ZM163 203V202H162ZM175 203V202H174ZM157 203H155V205H156ZM164 204V203H163ZM180 204V203H179ZM178 204V205H179ZM134 205V204H133ZM149 205H154V203H152V202H150V204ZM113 206V205H112ZM137 206V205H136ZM142 207L141 208H139V207H137V208H139L138 210H141V209H143L144 207H148V205H147V203H144L143 205H141ZM159 205H157V207H158ZM115 207V206H114ZM163 207H165V206H163ZM180 207V206H179ZM183 207V206H182ZM113 208V207H112ZM134 208V207H133ZM160 208H162L161 206H160ZM145 209V208H144ZM164 209V208H163ZM158 210H160V209H158ZM184 210V209H183ZM113 211V210H112ZM189 211V210H188ZM160 212H162L161 210L160 211H158V213H160ZM176 212V211H175ZM175 212H174V210H173V213H174V215H175ZM178 212V211H177ZM115 213V212H114ZM181 213H182V211H181ZM181 213H179V216H177V214H176V216H173V219L176 221V217H180V218H182L183 216H185V215H180ZM185 214H188V212L187 213H185ZM157 215V214H156ZM162 215V217H163V215L164 214H160V216ZM189 215V214H188ZM187 216V215H186ZM190 217H192V216H190ZM80 220H81V218H80ZM177 220H179L180 221V219H177ZM184 220H185V218H184ZM187 220H189L188 218L185 220L186 222V225H187ZM191 220V219H190ZM58 222V225L59 226H61L60 224H59V222L60 221H57ZM190 222V221H189ZM181 223H184V222H182V220H181ZM184 223V224H185ZM193 223V222H192ZM174 224H176L175 222H174ZM57 225V226H58ZM169 225V224H168ZM172 225L173 224H171V227H172ZM177 225L178 224H176V227H177ZM185 225V226H186ZM191 226V225H190ZM181 227V226H180ZM179 227V228H180ZM191 228H193V227H191ZM183 229V228H182ZM182 229H180V230H182ZM174 231V230H173ZM152 232H153V230H152ZM159 232V231H158ZM168 232V231H167ZM186 238V237H185ZM34 239V238H33ZM188 239V238H187ZM31 241V240H30ZM94 240H91V241H89L90 243H92ZM187 241V240H186ZM35 242H38V241H35ZM88 242V244L89 245H91L90 243ZM14 243H16V242H14ZM13 243V244H14ZM20 243V242H19ZM31 244H32V242H30ZM30 243H27V244H30ZM35 244V243H34ZM33 244V245H34ZM87 244V245H88ZM95 244V242H93V244L92 245H94ZM37 245V244H36ZM39 245V244H38ZM37 245V246H38ZM19 246H22V244H20ZM29 246V245H28ZM31 246V245H30ZM184 246V245H183ZM25 248H27V247H25ZM24 248V249H25ZM31 248H33V247H31ZM35 248H37V247H35ZM34 248V249H35ZM21 249V248H20ZM34 249H32L33 251H34ZM94 249V248H93ZM29 250H30V248H29ZM84 250H85V248H84ZM89 250H91V249H89ZM140 249H138V251H139ZM183 250V252L181 251V250H177V249H175V251L173 252V253H171V254H165L164 256H165V258H163V259H161L160 261H158V263L157 264H201L200 262H198V260L195 258H192V257H190L189 256V253H187L188 251H184V249H182ZM137 251V250H136ZM135 251V252H136ZM23 252H24V250H23ZM31 252V251H30ZM35 252V251H34ZM92 252V251H91ZM140 252V251H139ZM26 253V252H25ZM86 253V252H85ZM96 253V251H95V249H94V254ZM186 255H185V254ZM18 254V253H17ZM16 254V252H15V256L14 257H19L18 255ZM27 254V253H26ZM92 254H93V252H92ZM32 255H34L33 253H32ZM31 255V256H32ZM86 255H88V253H86ZM90 255V254H89ZM122 255V254H121ZM140 255V254H139ZM30 256V255H29ZM123 256V255H122ZM121 256V257H122ZM134 256H136V254L134 255ZM21 257V256H20ZM28 257V256H27ZM27 257H26V259H27ZM91 257V256H90ZM116 257H119L118 255L116 256ZM132 258V257H131ZM137 258H139L138 257V255H137ZM116 259H118V258H116ZM119 259H121L122 260V258H119ZM136 259V258H135ZM151 259V258H150ZM19 260H20V258H19ZM22 260H23V258H22ZM24 260H25V258H24ZM23 260V261H24ZM123 260H125V256H123ZM19 262H21V260L19 261ZM25 262V261H24ZM72 262V261H71ZM125 262V261H124ZM22 263V262H21ZM76 263V262H75ZM123 263V262H122ZM51 264V263H50ZM57 264H65L64 262H57ZM71 264V263H70ZM118 264H120V263H118Z\"/></svg>","mask_w":264,"mask_h":264}]
</instances>
